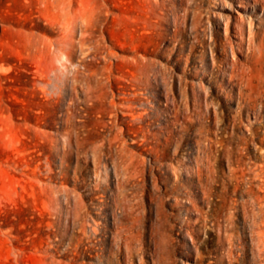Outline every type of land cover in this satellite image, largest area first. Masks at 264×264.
Masks as SVG:
<instances>
[{"label": "rangeland", "instance_id": "374dc122", "mask_svg": "<svg viewBox=\"0 0 264 264\" xmlns=\"http://www.w3.org/2000/svg\"><path fill=\"white\" fill-rule=\"evenodd\" d=\"M0 264H264V0H0Z\"/></svg>", "mask_w": 264, "mask_h": 264}, {"label": "bare ground", "instance_id": "6f19581e", "mask_svg": "<svg viewBox=\"0 0 264 264\" xmlns=\"http://www.w3.org/2000/svg\"><path fill=\"white\" fill-rule=\"evenodd\" d=\"M257 52L260 54V52H261L260 48H258ZM250 53H252V52H250ZM252 54H253V53H252Z\"/></svg>", "mask_w": 264, "mask_h": 264}]
</instances>
